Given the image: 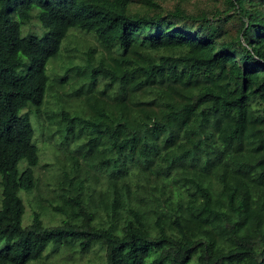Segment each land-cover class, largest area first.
<instances>
[{"label": "trees", "instance_id": "16d2710c", "mask_svg": "<svg viewBox=\"0 0 264 264\" xmlns=\"http://www.w3.org/2000/svg\"><path fill=\"white\" fill-rule=\"evenodd\" d=\"M33 113L63 145L48 196ZM0 176V264H264V0H0Z\"/></svg>", "mask_w": 264, "mask_h": 264}, {"label": "rangeland", "instance_id": "374dc122", "mask_svg": "<svg viewBox=\"0 0 264 264\" xmlns=\"http://www.w3.org/2000/svg\"><path fill=\"white\" fill-rule=\"evenodd\" d=\"M177 0H168L170 4H174ZM190 4H193L195 1H197V4L200 0H188ZM27 27L26 29H28ZM31 28L36 31L37 33H41V28L39 24L36 22L33 23ZM72 34L70 41L71 43L66 42L63 49V54L67 52L66 48H70V46L75 45L76 40H82L85 36L88 37L90 40L89 42H95L93 37L90 35H84L80 32L75 31ZM63 61L65 59L63 58ZM61 59H56L52 63L48 65V73L49 75L54 78V76H58L60 74H63L65 71L64 62ZM76 62H79V58H76ZM68 85L63 86L66 90H69ZM49 107L54 108V110L58 111L60 108V105L57 101V99L54 96H49ZM31 122L35 128V137L34 141L37 144L39 148V153L41 157V164L36 169V175L40 179V193H43V196H48V184H51V187H55V180L53 178L54 173L56 174L58 172V165H56V156L62 154L63 145L61 144V138L59 135L55 134L53 138L48 139V135L52 132L48 129V122L45 120V118H41L39 120L38 116L34 113L31 115ZM55 129V128H54ZM46 163H50L51 166H46ZM27 165L25 161L20 163V169L23 170L24 167ZM1 177V176H0ZM39 191H35L32 193H27L25 191L21 192V196H23L24 201L26 203V212L24 215V224H28L31 220V217L33 215V212L37 209V202L39 198ZM2 203V187L0 186V207ZM46 221L48 223H55L59 221L60 217H53V214L49 213L48 216H46ZM9 240L1 239L0 240V248L5 247L7 244H9ZM53 246L56 245H50L49 248L52 249ZM61 247L62 249L58 250L54 253V251L45 252V256L43 258L31 261L28 264H104L105 263V257L104 252L98 251V253L95 252V250L98 248H94L92 251L88 253H80L78 251H72V248H66L64 246H56ZM48 248V249H49ZM188 264H197V258L194 257Z\"/></svg>", "mask_w": 264, "mask_h": 264}, {"label": "bare ground", "instance_id": "6f19581e", "mask_svg": "<svg viewBox=\"0 0 264 264\" xmlns=\"http://www.w3.org/2000/svg\"><path fill=\"white\" fill-rule=\"evenodd\" d=\"M79 72V71H78ZM64 75V74H63ZM60 77V76H59ZM54 80V78H52ZM49 99V98H48Z\"/></svg>", "mask_w": 264, "mask_h": 264}]
</instances>
